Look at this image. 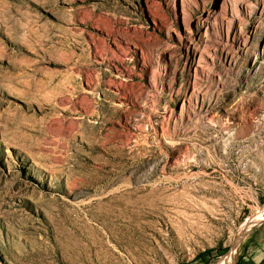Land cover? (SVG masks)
Masks as SVG:
<instances>
[{"label":"rangeland","instance_id":"374dc122","mask_svg":"<svg viewBox=\"0 0 264 264\" xmlns=\"http://www.w3.org/2000/svg\"><path fill=\"white\" fill-rule=\"evenodd\" d=\"M240 259L264 264V0H0V264Z\"/></svg>","mask_w":264,"mask_h":264},{"label":"trees","instance_id":"16d2710c","mask_svg":"<svg viewBox=\"0 0 264 264\" xmlns=\"http://www.w3.org/2000/svg\"><path fill=\"white\" fill-rule=\"evenodd\" d=\"M237 264H244V262L242 261V259H240Z\"/></svg>","mask_w":264,"mask_h":264},{"label":"bare ground","instance_id":"6f19581e","mask_svg":"<svg viewBox=\"0 0 264 264\" xmlns=\"http://www.w3.org/2000/svg\"><path fill=\"white\" fill-rule=\"evenodd\" d=\"M202 58V57H201Z\"/></svg>","mask_w":264,"mask_h":264}]
</instances>
